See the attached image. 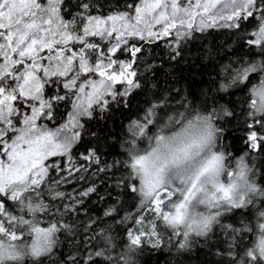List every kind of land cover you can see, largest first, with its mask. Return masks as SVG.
<instances>
[{"label":"snow or ice","instance_id":"obj_1","mask_svg":"<svg viewBox=\"0 0 264 264\" xmlns=\"http://www.w3.org/2000/svg\"><path fill=\"white\" fill-rule=\"evenodd\" d=\"M212 32L226 39L204 98L161 87L156 47L179 64ZM229 130L238 157L221 150ZM262 153L264 0H0V264H129L142 245L184 249L214 228L228 264H264V239L259 255L245 243L264 218Z\"/></svg>","mask_w":264,"mask_h":264},{"label":"trees","instance_id":"obj_2","mask_svg":"<svg viewBox=\"0 0 264 264\" xmlns=\"http://www.w3.org/2000/svg\"><path fill=\"white\" fill-rule=\"evenodd\" d=\"M197 37V39L186 42L183 49L184 59L179 64L168 60L163 44L156 47L152 55L155 56V64L161 69L159 73L161 87L175 85V88L182 91L184 95H187L188 90L191 88L194 96L203 99L204 97L200 96L201 92H206L209 88L208 81L216 78L213 65L222 59L221 43L226 38L217 32H212L207 39L199 38V34H197ZM227 46V44H224L225 51ZM165 81H167V85ZM189 99H192V97H189ZM195 106L199 107V100L196 101ZM123 122H125L123 118H120L117 120V125ZM108 124L111 128V121ZM178 129L179 126L166 130V132L171 134ZM116 134L120 135L118 132ZM238 137V132L229 130L227 138L220 143L221 150L226 151L233 157L241 155L245 146L239 142ZM141 148L149 149L148 142L145 141ZM234 162L233 160V166ZM251 163L255 169V181L258 185L264 187V153L256 156L251 160ZM250 211V209H244L229 212L226 214L229 218H226L224 222L238 225L241 220L248 221ZM250 223L253 224L255 231L247 233L245 236V243L249 246L254 240L256 225L260 221L258 222L254 216ZM117 233L119 247L116 251L119 254L127 251V237L122 229L118 228ZM179 239L180 237H173V241H169V238L165 235V241L169 242L164 243L160 248L142 245L129 254V264H228L226 240L229 238L221 233L219 228H214L207 237H191L188 247L184 249H180L175 244Z\"/></svg>","mask_w":264,"mask_h":264},{"label":"clouds","instance_id":"obj_3","mask_svg":"<svg viewBox=\"0 0 264 264\" xmlns=\"http://www.w3.org/2000/svg\"><path fill=\"white\" fill-rule=\"evenodd\" d=\"M189 119H193V126L188 129V138L189 139H198L199 137L203 136L205 134V129L203 128V126L201 124H197L194 121L193 117H190ZM186 125H187V120L184 122L183 125H181V127H185ZM164 134L165 135H172L173 133L169 134V133H167L165 131ZM147 150H150V149H147ZM213 151H215V149H213ZM205 155H210V153L208 152L207 148H205L204 152L201 153L200 157H196V161H199ZM234 164H235V162H234ZM209 187H211V185H209ZM200 207H203V206L199 205L197 201H194L193 202V206L190 208V212H195ZM260 223H264V218H260ZM261 231L262 230L260 229L259 223H258L256 225V233H255V236H254V240L249 246L250 249H256V254L257 255H259V251H258L257 245H258V243H259V241L261 239H264V237L261 236Z\"/></svg>","mask_w":264,"mask_h":264},{"label":"rangeland","instance_id":"obj_4","mask_svg":"<svg viewBox=\"0 0 264 264\" xmlns=\"http://www.w3.org/2000/svg\"><path fill=\"white\" fill-rule=\"evenodd\" d=\"M200 208H202V207H200Z\"/></svg>","mask_w":264,"mask_h":264}]
</instances>
